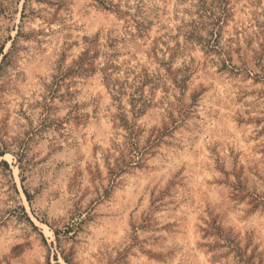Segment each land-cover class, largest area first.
<instances>
[{
	"label": "rangeland",
	"instance_id": "obj_1",
	"mask_svg": "<svg viewBox=\"0 0 264 264\" xmlns=\"http://www.w3.org/2000/svg\"><path fill=\"white\" fill-rule=\"evenodd\" d=\"M0 264H264V0H0Z\"/></svg>",
	"mask_w": 264,
	"mask_h": 264
}]
</instances>
